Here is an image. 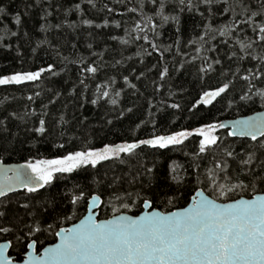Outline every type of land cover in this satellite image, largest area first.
Returning <instances> with one entry per match:
<instances>
[{"label": "snow or ice", "instance_id": "1", "mask_svg": "<svg viewBox=\"0 0 264 264\" xmlns=\"http://www.w3.org/2000/svg\"><path fill=\"white\" fill-rule=\"evenodd\" d=\"M86 2L93 9L96 8L94 0ZM40 3L41 0H36V6ZM149 5L151 14L145 11ZM28 7L25 5L26 9ZM104 7L109 13L113 12L107 5ZM80 10L81 4L76 3L67 11ZM44 12L41 19L47 21L52 13L47 9ZM127 12L139 16V20L132 21L131 31L125 28V34L130 39L116 36L111 38L119 39L123 45L142 40L151 48L148 51L143 45H139L143 54L151 56L155 52L161 61L164 60L165 53H171L173 47L176 48V56L187 55L182 52L179 35L170 44L159 42L165 25L171 24L176 33L180 34L184 14L192 19L199 16L203 21V32L188 41V46H195L196 55L191 61L182 59L181 67L200 60L202 66L198 67L196 75L201 82L206 76L216 72L214 65H222L219 58H214L209 63V57L202 55V52L218 51L215 45H211V41L216 40L217 36L223 38L220 43L228 45V61L230 65L235 63L236 67H222L220 76L223 77V82L214 88H202L187 102L190 105L188 111L193 116L202 107L209 108L214 106V102L218 103L223 99L232 90L236 79L243 81L245 85L239 93V101L255 104L258 100L260 107L264 108V86H258L264 85V0H138V5L128 8ZM27 14V11L23 13ZM8 15L7 8L0 7V17ZM218 18L222 19V23L214 24ZM157 20L159 23L155 22ZM12 23L17 29L21 27L20 12L12 17ZM80 23L86 26L93 24L91 20L83 18ZM127 23L124 21V24ZM107 25L108 21L105 20L103 25L96 24L95 27ZM121 26L119 21L115 22L116 28ZM56 27L59 28L60 25ZM197 27L201 25L198 24ZM47 30L48 26L42 24L40 31ZM249 31L251 35L248 34ZM9 35L17 37L18 32L5 28L0 41ZM27 35L25 32V36ZM205 45L211 46L205 48ZM88 47L91 48L92 45L89 44ZM140 54L137 52V55ZM92 55L96 56L97 53L93 52ZM69 63L79 65L78 84L87 92L88 81L96 76L99 65L95 61L87 63L83 57ZM119 63L120 61H116V64ZM53 69L54 66L49 64L36 71L0 76V86L42 82L44 73H50L51 76L59 74ZM143 75L141 73L136 79H141ZM169 75V68L165 66L159 71V80L163 82ZM123 80L128 88H136L135 84L130 83L128 76H124ZM115 83V78L110 77L106 82L96 84L95 98L91 103L97 105L100 100L108 98L107 103L116 105L117 99L113 98L110 91ZM160 87L163 84L157 86L155 91L159 92ZM40 95V92L35 93L36 97ZM56 95L59 96V93ZM120 95L121 91L114 92V97ZM27 99L33 101L34 97L29 95ZM49 103L54 104L55 100ZM235 103V96H232L227 101V107L230 108ZM149 106H152L151 101ZM168 107L180 109L181 105L173 102ZM132 110L127 109L128 112ZM35 115V110L31 113L26 111L23 116L9 113V116L18 120ZM47 115V112L42 113L38 124H34L28 131L35 136H47L49 129L44 118ZM65 122L61 115L57 123L63 125ZM111 122L108 121L109 124ZM4 123L0 120V125ZM229 127L232 130L227 132L228 137H250L251 141L256 142V149L264 155V112H261L246 119L235 120L231 125L208 122L192 130L183 129L168 134L157 135L153 131L150 138L146 139L106 144L102 149L88 148L70 152L61 158L28 161L14 168L0 167V264H264V195L244 198L249 190L252 193L264 192V159L257 155V150L248 151L246 157H242L234 149H223L217 133L219 129ZM153 128L155 129V125ZM3 131L8 129L5 127ZM190 137L199 138L196 155L222 150L223 159L214 157L211 167L203 174L197 173L195 195L191 197L188 206L180 210L162 212L153 208L156 201L165 206L174 205L188 190L187 182L178 173L180 166L175 162L169 165L168 175L162 177L164 182L156 188L153 185L158 178L155 177L153 168L144 167L143 176L147 177L146 181L140 178L136 186L137 177H133L127 189L120 190L117 179L108 185L107 193L80 185H74L71 190L50 191L57 174L72 173L83 166L96 168L102 161L119 160L123 163V156H135L136 150L142 146L163 155L161 150L182 146ZM258 137L261 139L258 140ZM59 147H63V144ZM0 149L7 151L8 147L0 145ZM230 160L237 161V169L231 168ZM255 161H259L260 167L256 166ZM20 189H23L28 201L19 205L24 209V215L15 214L10 217L9 193H16ZM206 191L211 196L206 195ZM105 195L107 200L102 199ZM235 196L240 198L235 199ZM82 206L86 207L87 214L81 219ZM140 207L145 210L141 214H128ZM109 208L111 218L98 219V212ZM77 219L79 222L73 223L71 227L64 226ZM50 236L57 238L58 242L45 247L44 243ZM40 248H43L42 252Z\"/></svg>", "mask_w": 264, "mask_h": 264}, {"label": "trees", "instance_id": "2", "mask_svg": "<svg viewBox=\"0 0 264 264\" xmlns=\"http://www.w3.org/2000/svg\"><path fill=\"white\" fill-rule=\"evenodd\" d=\"M76 3L81 4L80 12H68L67 10L72 9ZM94 3L95 9L88 5L86 0H41L39 6H36V0H0V7H6L9 13L8 16L0 17V35L5 34V28L18 32L17 37L9 35L0 41V76L21 71H36L41 67L46 68L49 64L53 65V70L59 73L56 76L44 73L42 82L0 86V120L5 122L0 125V145L8 147L7 151L0 149V161L3 163L25 164L39 159L61 158L70 152L88 148L102 149L106 144L115 145L150 138L153 131L160 135L183 129L192 130L204 123L235 119L264 110L260 107L258 100L255 104L239 101V93L245 85L243 81L236 79L232 90L218 103L214 102V106L202 107L195 116L189 113L190 105L187 102L191 101L202 88H214L223 82V77L220 76L222 67L224 69L229 66L233 69L236 67L235 63L230 65L229 47L220 43L223 38L219 36L211 41V45H215L218 51L202 52V55L209 57V63L214 58L221 59L222 65H214L216 72L206 76L201 82L196 75L198 67L202 66L200 60L181 67L182 59L191 61L196 55L195 46H188V41L203 32V21L199 16L192 19L188 14H184L180 34L176 33L175 27L171 24L165 25L161 30L162 36L159 42L164 45L170 44L179 35L182 52L187 55L176 56V48L173 47L171 53H165L164 60L161 61L160 56L155 52L151 56L143 54V49L139 45H143L148 51H151V48L142 40L135 43L130 41L128 45H123L119 39L111 38L116 36L130 39L125 34V28L131 31L132 21L139 20V16L136 13L127 12V9L136 7L138 0H94ZM25 5L29 7L26 9ZM105 5L112 8L113 12L109 13ZM150 8L149 5L145 9L149 14H151ZM44 9L52 13L47 21L41 19V16L45 14ZM25 11L27 15H23ZM17 12L22 14V25L19 29L12 23V17ZM82 18L91 20L93 24L91 26L81 24ZM105 20L108 21L106 27H95L96 24L103 25ZM117 21L122 25L120 28L115 27ZM124 21L128 23L124 24ZM155 22L159 23L158 20ZM219 23H222L220 18L214 21V24ZM42 24L48 26L47 31H40ZM72 24L76 26L70 27L69 25ZM198 24L201 27H197ZM56 25L60 27L57 28ZM25 32L28 33L27 36ZM248 34L251 35L250 31ZM41 41L46 43H40ZM38 44L39 47H37ZM89 44L92 45L91 48L88 47ZM211 45H205V48ZM93 52L97 55L93 56ZM137 52L141 54L137 55ZM63 57L68 59L64 60ZM80 57H83L87 63L95 61L99 65L96 76L88 81L87 92L78 84L79 65L69 63ZM116 61L120 63L116 64ZM165 66L169 68L170 75L161 82L159 71ZM149 69L152 70L149 71ZM141 73L144 75L137 80L136 77ZM124 76H128L130 83L136 85L135 89H130L124 84ZM110 77L115 78L116 81L110 91L113 93V98L117 99V104L111 105L106 102L108 98H104L97 105H93L91 100L95 98L96 84L104 83ZM160 84H163V87H160L159 92L155 91ZM258 86L264 85L258 84ZM115 91H121L120 97H114ZM36 92H40L41 95L36 97ZM56 93H59V96ZM29 95L34 97L33 101L27 99ZM232 96H235L237 103L229 108L227 101ZM51 100H55V103H49ZM149 101H151V107ZM173 102L179 103L181 108H169L168 104ZM45 105L47 107H44ZM128 108L133 110L128 112ZM33 110L36 115L31 118L25 117L23 120H18L9 116V113L23 116L26 111L31 113ZM44 112L48 113L44 118L47 120L49 133L44 137L35 136L28 130L34 124H38ZM121 113H123L122 116ZM61 115L66 121L63 125L57 123ZM109 120L112 121L110 124ZM5 127L8 129L6 132L3 131ZM217 134L221 138L223 149H234L236 153L242 154V157H246L248 151L257 150L254 141L232 139L227 136L225 130H218ZM61 144L63 147H59ZM198 144L199 138L190 137L182 146L161 150L163 155L142 146L141 149L136 150L135 156L128 157L121 154L123 163L119 160H108L102 161L96 168L83 166L72 173L57 174L50 191L71 190L74 185H80L86 189L92 188L97 192L107 193L108 185L117 179L119 189H127L133 177H137L136 186L140 178L146 181L147 177L143 176L144 167L153 168V173L158 178L153 185L156 188L164 182L162 177L168 175L169 165L175 162L180 166L178 173L187 182L188 190L174 205L165 206L160 201H156L153 208L162 212L181 209L189 203L195 193L197 173L203 174L208 167H211L214 157L218 160L223 159L222 150L196 155ZM257 155L264 159V155L259 150ZM229 162L232 169H237V161ZM254 163L260 167L259 161ZM197 165L199 167H196ZM175 186L174 184L173 187ZM259 193L263 192L252 193L249 190L244 194V198H250ZM205 194L211 196L208 191ZM9 198L11 200L8 205L9 216L24 215V209L19 207L20 204L28 202L24 191L12 194ZM234 198L238 199L240 196ZM102 199L107 200V195ZM141 210L142 207L134 208L128 214L136 215ZM85 213L86 207L82 206L80 218ZM111 215L110 208L99 211V219H107ZM76 221L78 219L64 226H69ZM54 241L55 237L50 236L44 245Z\"/></svg>", "mask_w": 264, "mask_h": 264}, {"label": "water", "instance_id": "3", "mask_svg": "<svg viewBox=\"0 0 264 264\" xmlns=\"http://www.w3.org/2000/svg\"><path fill=\"white\" fill-rule=\"evenodd\" d=\"M261 112H264V110H262V111H258V112H255V113H253V114H250V115H247V116H244V117H238V118H235V119H227V120H223V121H221V122H224V123H227V124H229V125H231L232 124V122L233 121H235V120H241V119H246V118H248V117H250V116H255V115H258L259 113H261ZM221 130H225V131H230V130H232V128L231 127H229V128H227V129H221ZM230 138H232V139H245V140H250L251 141V139H250V137H241V136H233V137H230ZM259 139H261V138H259L258 137V140ZM18 165H22V164H6V163H3L2 161H0V167H12V168H14V167H17ZM8 175H12V173H8ZM23 191V189H20V190H18L16 193H18V192H22ZM12 194H15V193H9V196L10 195H12ZM194 195H195V193H194ZM255 195H264V192L263 193H259V194H255ZM251 198V197H250ZM239 199V198H238ZM191 202V198H190V201H189V203ZM188 203V204H189ZM188 204L185 206V207H187L188 206ZM184 208V207H183ZM182 209V208H181ZM154 210H158V209H155L154 208ZM177 210H180V209H177ZM177 210H173V211H177ZM143 211H145L143 208H142V210H141V212H139L138 214H136V215H139V214H141ZM158 211H160V210H158ZM87 214V211H86V213H85V215ZM130 215V214H129ZM83 218V217H82ZM81 218V219H82ZM109 218H111V217H109ZM98 219H99V212H98ZM108 219V218H107ZM79 222V220L78 221H76L75 223H78ZM72 226V224L71 225H69V226H66V227H71ZM56 242H58V240H57V238H55V241L53 242V243H51V244H54V243H56ZM51 244H49V245H51ZM49 245H46V246H49ZM45 246V247H46ZM43 251V250H42ZM41 251V252H42Z\"/></svg>", "mask_w": 264, "mask_h": 264}, {"label": "flooded vegetation", "instance_id": "4", "mask_svg": "<svg viewBox=\"0 0 264 264\" xmlns=\"http://www.w3.org/2000/svg\"><path fill=\"white\" fill-rule=\"evenodd\" d=\"M46 245H49V244H45L44 246H46ZM43 250V248H40V251H42Z\"/></svg>", "mask_w": 264, "mask_h": 264}]
</instances>
